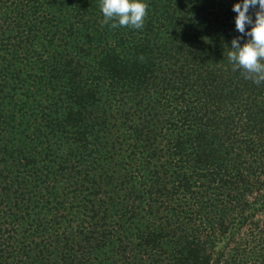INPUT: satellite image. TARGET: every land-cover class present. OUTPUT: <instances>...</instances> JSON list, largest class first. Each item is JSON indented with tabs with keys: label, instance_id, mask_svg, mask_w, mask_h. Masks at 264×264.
<instances>
[{
	"label": "trees",
	"instance_id": "1",
	"mask_svg": "<svg viewBox=\"0 0 264 264\" xmlns=\"http://www.w3.org/2000/svg\"><path fill=\"white\" fill-rule=\"evenodd\" d=\"M144 2L134 30L99 0H0V264H264L242 0Z\"/></svg>",
	"mask_w": 264,
	"mask_h": 264
},
{
	"label": "clouds",
	"instance_id": "2",
	"mask_svg": "<svg viewBox=\"0 0 264 264\" xmlns=\"http://www.w3.org/2000/svg\"><path fill=\"white\" fill-rule=\"evenodd\" d=\"M99 9L103 16L101 28L140 30L148 15L144 0H99ZM250 9L254 10V19ZM232 10L236 13L235 29L241 35L231 40L227 59L232 71H240L245 80L259 86L264 84V0H242L233 4ZM246 25L251 26L249 30ZM243 37L249 39L241 44Z\"/></svg>",
	"mask_w": 264,
	"mask_h": 264
}]
</instances>
